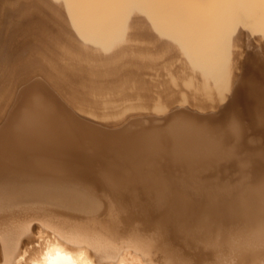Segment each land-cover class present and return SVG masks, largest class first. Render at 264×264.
I'll use <instances>...</instances> for the list:
<instances>
[{
  "label": "bare ground",
  "instance_id": "1",
  "mask_svg": "<svg viewBox=\"0 0 264 264\" xmlns=\"http://www.w3.org/2000/svg\"><path fill=\"white\" fill-rule=\"evenodd\" d=\"M261 1L0 0V264H264Z\"/></svg>",
  "mask_w": 264,
  "mask_h": 264
},
{
  "label": "rangeland",
  "instance_id": "2",
  "mask_svg": "<svg viewBox=\"0 0 264 264\" xmlns=\"http://www.w3.org/2000/svg\"><path fill=\"white\" fill-rule=\"evenodd\" d=\"M262 4L263 1H261ZM264 6V5H263ZM262 7V6H261ZM264 8V7H263ZM261 8V10L263 9ZM260 9V8H259ZM248 14H245V18H248L249 20H246V21H243L242 22V26L244 27V30H245V33H244V46H234L232 48V58L233 60L235 61L234 63H232L234 65V70H238L237 67L240 63V61H242V59H245V61H248L247 63L250 64L251 60H257L263 67H264V25L263 24H256V22L254 23V21H256L254 18L253 21L250 19L251 16H253V14L249 15ZM257 15V14H255ZM256 25H254V24ZM246 36V37H245ZM255 43V44H254ZM144 44V45H143ZM247 44V45H246ZM249 44V45H248ZM241 45V44H240ZM250 45H251V48H250ZM135 47H139L140 49H148V46H150L153 50H159L161 51L162 49L160 48V46H158L156 48V44L153 46V45H147L146 43H141L139 45H134ZM155 47V48H154ZM249 48V49H248ZM254 49V50H253ZM259 49V50H258ZM261 51V52H260ZM247 52V53H246ZM254 52V53H253ZM260 52V53H258ZM254 54V55H253ZM240 58V59H239ZM166 59V57H158V61L157 63L155 64V67L154 68H147L145 70H142V72L140 73L145 79L147 78L148 81H152L153 83H156V84H159L160 82L162 81H165V80H170L172 77L171 75V72L170 70H167L166 68L162 67V65L164 64V60ZM239 62V63H238ZM147 71V72H146ZM166 71V72H165ZM149 72V73H148ZM175 75H178V73L176 72ZM179 76H181V72L179 74ZM178 76V77H179ZM238 77H236V81L238 80L239 76H240V73H238L237 75ZM181 80V81H180ZM188 80L186 79H182V78H178L177 79V83H179V85L181 84L182 88L184 90H190V88H188L187 86V83ZM236 84V82H232L231 84V88L229 89L227 95L222 99V95L218 96L216 98V96L213 98L215 99L214 101H218L214 106H212L211 108H207V113H211V112H216V111H219L220 107L222 106H227L228 105V101L230 100V97H231V93H232V90H233V87L234 85ZM181 88V87H180ZM224 90V88H223ZM231 92V93H229ZM214 94H217V91H215ZM177 98H183L184 96L186 95H183V93L180 91H176V95H175ZM186 97H188V101L187 102H192L194 101L193 98L191 97V95H187ZM221 98V99H220ZM192 99V101H191ZM227 102V103H226ZM223 104V105H222ZM226 104V105H225ZM183 105V106H182ZM191 106V105H190ZM178 107H185V104L181 102V105L178 106ZM192 107V106H191ZM194 108V107H193ZM148 109H152L154 110V107L152 105H150V107H148ZM83 115L87 116V117H91V115H88L87 113H84V112H81ZM167 113H170V111H166L162 114H148L147 116H140V119H144V117H158L159 118V115L161 116L160 118H162V116H167L168 114ZM139 117H137L136 119H138ZM105 127V126H104ZM128 251V250H127ZM137 254V253H136ZM131 256V257H130ZM138 255H135L134 256V253H130L129 254V258H130V263L129 264H139V262H142V260H138L136 259L135 257H137ZM133 257V258H132ZM138 260L139 262H137L136 260ZM139 258V256L137 257ZM133 260V261H132ZM135 260V261H134ZM144 264V263H142Z\"/></svg>",
  "mask_w": 264,
  "mask_h": 264
}]
</instances>
